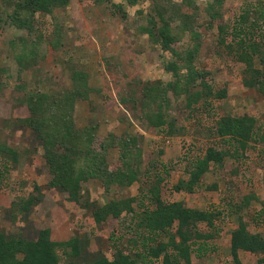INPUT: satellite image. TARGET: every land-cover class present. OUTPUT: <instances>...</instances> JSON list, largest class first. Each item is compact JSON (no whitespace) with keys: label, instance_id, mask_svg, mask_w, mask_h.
Instances as JSON below:
<instances>
[{"label":"rangeland","instance_id":"obj_1","mask_svg":"<svg viewBox=\"0 0 264 264\" xmlns=\"http://www.w3.org/2000/svg\"><path fill=\"white\" fill-rule=\"evenodd\" d=\"M190 1L172 0L191 15L198 8L196 26L201 35V50L196 66L208 72V82L215 91L226 88L227 95L223 99L201 101L192 110L186 107L185 96L175 97L170 93L169 111L176 127L185 128L184 136L170 137L167 128L149 129L140 118L142 90L149 83L166 85L174 81L173 72L167 70V66L178 63L173 52L164 50L162 43L147 31L152 28L150 18L155 15V0H137L134 4L131 0H71L69 6L56 8L52 14L37 13L32 33L18 30L7 22V13H12L15 1L0 0V17L3 18L0 28V144L18 152L17 162L0 157L1 232L36 241L41 231L49 230L50 241L56 244L81 240L83 246L88 241L78 258L68 247L65 250L56 248L59 264H87L101 257L113 260L119 250L135 257V253H143L144 247L136 233L132 214L109 216L98 223L93 211L96 206L135 198L133 207L138 213L142 203L148 205L142 198L150 186L162 178L160 187L165 202L181 201L189 208L225 211V231L219 251L195 264H225L231 231L239 216L247 221L251 232L264 233V220H261L264 218H259L264 210V95L256 87L244 86L245 65L219 46L218 26L226 24L232 31L246 10L259 8L258 11H264V0H225L221 22L211 20L207 14L206 8L213 0ZM155 18L157 36L162 24ZM57 30L56 49L51 42L55 41ZM251 36L263 44L264 50L263 20ZM34 41L39 47L36 60L25 58L19 64L18 55L22 53L23 44ZM227 41H232L230 35ZM173 46L180 51L192 47L191 34H182ZM254 61L257 68L264 71V60L255 57ZM77 71L87 75L88 99L79 98L75 102L72 112L75 127L83 132L94 129V148L98 151L102 141L111 136L118 139L112 146L106 143L105 156L110 172L116 173L123 166L124 158L117 145L120 139L137 136L142 150L140 160H129V156L127 159L128 171L138 173L134 183L110 185L98 176H89L80 183V202L72 200L66 191L48 187L53 174L44 158L42 143L21 121L30 117L29 105L24 100L26 93L68 91L74 86L73 74ZM20 82L26 88L22 92L17 90ZM133 97L138 103L123 105L122 99ZM228 115L253 117L260 137L245 153L241 152L236 158L228 156L222 167L210 171L194 194L175 191L179 180L189 178V170L180 160L184 142L190 144L200 139L211 147L224 148L220 138L207 133L211 125ZM154 172L157 175L149 182L147 174ZM251 195L257 199L241 204ZM29 200L25 209L23 205ZM239 204L240 210L236 209ZM240 257L244 264H260L259 258L250 253H241Z\"/></svg>","mask_w":264,"mask_h":264},{"label":"trees","instance_id":"obj_2","mask_svg":"<svg viewBox=\"0 0 264 264\" xmlns=\"http://www.w3.org/2000/svg\"><path fill=\"white\" fill-rule=\"evenodd\" d=\"M14 1L12 13H7V22L18 30L32 33L35 31L34 19L37 13L52 14L56 8L69 6L71 0ZM136 2L137 0H131L132 4ZM224 3L225 0H213L208 5L206 11L211 20L222 21ZM154 10L155 15L153 14L150 18L152 28L147 31L159 44L162 43L164 50L173 52V55L178 58V63L172 62L167 66V70L173 72L174 81L166 85L149 83L142 90L143 99L139 103L140 118L149 129L167 128L168 136L181 137L185 134V128L176 127V121L169 111V94L173 93L175 97L185 96L186 107L195 110V105L201 101L205 103L210 99L225 98L227 89L215 91L208 82V72L196 66L195 62L201 50V35L196 26L198 8L196 7L195 13L191 15L183 12L182 8H178L172 0H155ZM258 10L259 8L246 10L240 15L238 24L232 31H229L228 25L219 24V46L229 50L238 62L245 65L244 86L256 87L264 95V71L257 68L254 63L255 57H259L261 61L264 60L263 44L251 36L255 27H260V21H264V11ZM155 17L162 24L157 36L154 31L157 23ZM2 22L3 18L0 17V28ZM187 33L191 34L193 46L181 51L174 48L173 45L178 43L180 36ZM58 34L57 30L55 41L51 42L52 47L56 49ZM228 35L232 37L230 43L227 41ZM38 48L35 41L30 44L25 42L22 53L18 55L19 64L25 58L35 61ZM86 80L87 75L77 71L73 74L74 86L68 91L37 94L29 91L25 94L24 100L29 105L30 117L21 119L23 126L33 130L36 139L44 148V158L53 174L48 187L68 192L70 198L77 202H80V183L87 180L89 176H98L107 180L105 183L110 185L134 183L138 173L128 171L127 159L128 156L129 160L130 158L140 160L142 157L137 136L129 135L120 139L117 145L124 158L123 166L116 173L110 172L105 156L108 148L106 143L108 142L109 145L111 143L110 146H112L118 139L111 136L107 141H102L98 151L94 148V129H87L85 132L76 129L72 112L79 98L88 99ZM20 83L17 90L22 92L26 88L22 82ZM122 102L123 105L138 103L135 97L122 99ZM207 125L210 126V124ZM211 126L208 128L207 135L213 133L220 138L224 142V148L211 147L200 139L190 144L184 142L180 160L189 170V178L179 180L174 186L175 191L194 194L196 189L202 186L204 177L210 171H217L218 167H222L228 156L236 158L241 152L245 153L251 143L260 137L256 120L249 116H223ZM225 147L229 149L226 150ZM0 157L3 159L8 157L13 162H17L18 152L0 144ZM147 175L150 182L157 173ZM162 182L163 179L158 178L157 182L150 186L142 198L148 201V205L142 203L141 211L138 213L133 207L135 198L112 202L104 207L96 206V210L93 211V218L98 223H102L109 216L120 217L123 213L132 214L136 233L142 239L143 253H135V257H132L131 254L119 250L113 260L101 257L87 264H139L140 262L143 264H195V261L204 260L219 251V242L222 241L225 231V211L221 208L207 210L189 208L181 201L165 202L161 195ZM252 199L257 198L254 195L247 196L241 204H248ZM30 202L31 200L23 205L25 209ZM241 204L236 205V209H242ZM259 218H264V210L259 214ZM81 244V240L56 244L50 241L49 230L41 231L36 241L11 237L0 231V264H59L60 259L56 248L65 250L68 247L75 251L73 254L78 258L86 245ZM227 248L228 260L225 264H244L240 257L241 253H250L259 258L260 264L264 263V233L251 232L249 224L242 216L238 217L231 231Z\"/></svg>","mask_w":264,"mask_h":264}]
</instances>
